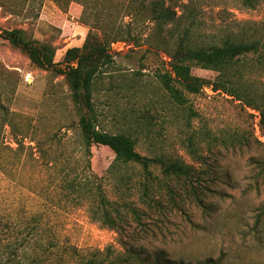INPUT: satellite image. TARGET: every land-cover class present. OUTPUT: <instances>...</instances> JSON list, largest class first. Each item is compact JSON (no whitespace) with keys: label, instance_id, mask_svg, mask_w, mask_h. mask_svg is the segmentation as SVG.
<instances>
[{"label":"rangeland","instance_id":"rangeland-1","mask_svg":"<svg viewBox=\"0 0 264 264\" xmlns=\"http://www.w3.org/2000/svg\"><path fill=\"white\" fill-rule=\"evenodd\" d=\"M59 1L60 6L52 0H0V28L22 30L26 37L50 44L55 49L54 62L60 63L67 49L83 44L89 27L81 19L77 0ZM159 1L175 12L173 22L161 30L143 21L144 17L138 24L131 13L122 18L134 23L141 38L139 46H112L114 64L98 79L94 91L98 127L131 136L142 156L163 155L192 167L204 188L183 178L165 180L154 170L161 186L153 193L164 210L149 212L140 202L141 170L123 168L119 175L129 179L118 190L116 181L105 187L125 222L118 230L92 222L82 202L67 197L62 189L67 171L81 163L82 154L78 116L69 103L64 77L34 67L21 51L0 40V105L4 112L28 117L35 140L24 142L31 151H17L23 165L8 176L0 171V258L6 245L18 244L24 246L20 251H25L24 257L35 250L45 264H74L78 257L107 249L114 256L130 251L140 254V259L159 255L167 264H198L205 259L264 264V216L256 223L264 205V177L258 174L259 163L264 164V132L257 127V114L207 88L201 95L187 96L195 113L187 125L183 119L189 111L165 107L167 99L156 74L169 69V59L155 49L174 48L170 35L176 37V29L181 32L187 27L198 45L255 40L264 51V0L253 8L244 7L240 0ZM119 2L126 5L132 0H97L100 8L113 10L111 17ZM192 74L210 81L215 77L197 69ZM132 78L140 88L130 87ZM255 85L264 87V71L255 73ZM143 107L150 109L152 118L144 115ZM228 136L238 141L242 137L244 143L231 147L210 141ZM189 137H193L192 147ZM2 142L17 148L6 127ZM4 152L7 158L13 156ZM113 159L107 148H91V169L96 175L102 176ZM166 185L175 194L177 208L171 207ZM127 206L149 217L139 224Z\"/></svg>","mask_w":264,"mask_h":264},{"label":"trees","instance_id":"trees-1","mask_svg":"<svg viewBox=\"0 0 264 264\" xmlns=\"http://www.w3.org/2000/svg\"><path fill=\"white\" fill-rule=\"evenodd\" d=\"M61 5L59 0H52ZM82 6L81 19L89 27L88 33L80 47H72L65 51L60 63L54 62L55 49L47 43L37 42L26 37L22 30H5L0 28V40L6 42L10 47L21 51L30 64L40 70L51 71L63 76L69 89L68 100L75 110L77 120V131L80 138L81 163L76 162L70 166L64 180L62 189L68 194L67 197L77 198L86 207L92 222L110 230H118L125 218L121 216L114 202H110L106 196V183L117 182L118 188L124 184L126 177L121 174L123 168L138 167L142 173L140 183V202L147 211L163 212L164 205L153 192H159L160 182L154 170L163 179H181L195 181V187L204 188L198 181V175L194 169L179 160H173L163 155L146 157L136 151V141L126 134H112L100 130L98 127V115L94 105V91L98 79L113 64L114 53L112 46L115 44H130L139 46L140 34L136 32L134 23L123 22L122 18L130 13L136 17V24L144 17L143 21L152 22L159 30L173 22L175 12L164 6L162 1L132 0L130 4L116 5V14L113 10L101 7L97 0H77ZM247 8L255 7L258 0H240ZM120 17V19H118ZM135 32H134V31ZM176 37L170 35L174 40V48L154 47L152 41L148 45L161 51L169 59V69H163L156 74L160 87L164 92L165 107L169 110H180L186 112L184 121L190 124V116L195 113L189 106L187 96L201 95L204 89L209 88L212 93L223 94L238 102L241 106L254 111L257 114V127L264 132V87L255 85V73L264 71V51L259 41L255 40H233L224 42L219 46H203L193 41L189 28L181 32L177 29ZM140 36H139V35ZM176 38V39H172ZM256 58V63H255ZM201 70L214 73L213 80H207L192 74V70ZM130 87L140 88L135 78L129 80ZM137 86V87H136ZM150 109L143 107L144 115L152 118ZM8 128L13 143L17 146L15 150L3 144V130ZM32 123L28 117L9 111L4 112L0 105V171L6 176L23 165L17 151L20 149L32 150L25 147L27 143L35 142ZM209 136V133H205ZM204 136L202 137L203 140ZM193 137L188 138L189 146H193ZM211 142L221 146H234L244 143V139L238 141L234 136L222 138H210ZM257 142V141H256ZM257 144H259L257 142ZM101 146L107 148L114 156L113 162L102 176L96 175L91 169V148ZM4 151L13 153L11 158L4 155ZM81 164V165H78ZM78 168L80 172L78 173ZM258 174L264 177V164L259 163ZM195 178V179H194ZM192 186V184H191ZM194 186V185H193ZM157 187V189H156ZM169 202L172 208H177L174 192L166 185ZM192 194L197 195L196 189L191 187ZM154 195V196H153ZM199 200V199H198ZM135 222L141 224L140 220L149 217L148 213L137 211L127 206ZM264 216V205L257 216V225L260 218ZM13 242V244H15ZM7 251L0 258V264H45L39 255L34 254L24 257L23 245H6ZM21 254V255H20ZM75 257L79 254L74 253ZM140 254L129 252L127 255H115L107 249L105 253L96 252L91 257H82L74 264H167L161 256L153 258L138 257ZM198 264H220L218 260L205 259Z\"/></svg>","mask_w":264,"mask_h":264},{"label":"built area","instance_id":"built-area-1","mask_svg":"<svg viewBox=\"0 0 264 264\" xmlns=\"http://www.w3.org/2000/svg\"><path fill=\"white\" fill-rule=\"evenodd\" d=\"M205 91H207V89H204Z\"/></svg>","mask_w":264,"mask_h":264}]
</instances>
